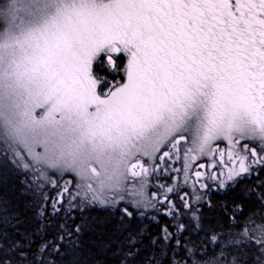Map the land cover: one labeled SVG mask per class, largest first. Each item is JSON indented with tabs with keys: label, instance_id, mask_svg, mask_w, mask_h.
<instances>
[{
	"label": "snow or ice",
	"instance_id": "1",
	"mask_svg": "<svg viewBox=\"0 0 264 264\" xmlns=\"http://www.w3.org/2000/svg\"><path fill=\"white\" fill-rule=\"evenodd\" d=\"M0 185V264H264V0H0Z\"/></svg>",
	"mask_w": 264,
	"mask_h": 264
},
{
	"label": "trees",
	"instance_id": "2",
	"mask_svg": "<svg viewBox=\"0 0 264 264\" xmlns=\"http://www.w3.org/2000/svg\"><path fill=\"white\" fill-rule=\"evenodd\" d=\"M3 190V185H0V191ZM12 195L15 196L17 195L15 192H12ZM49 195L54 196L55 192L52 190H49ZM210 195H216V198L222 202H225V197H223L222 195H217L216 192H212L210 193Z\"/></svg>",
	"mask_w": 264,
	"mask_h": 264
},
{
	"label": "rangeland",
	"instance_id": "3",
	"mask_svg": "<svg viewBox=\"0 0 264 264\" xmlns=\"http://www.w3.org/2000/svg\"><path fill=\"white\" fill-rule=\"evenodd\" d=\"M185 190H187V189H185ZM213 192H215V191H213ZM189 195H191V193H189Z\"/></svg>",
	"mask_w": 264,
	"mask_h": 264
}]
</instances>
